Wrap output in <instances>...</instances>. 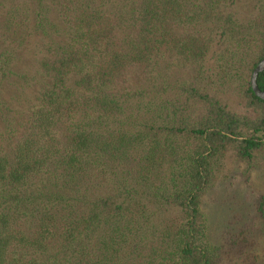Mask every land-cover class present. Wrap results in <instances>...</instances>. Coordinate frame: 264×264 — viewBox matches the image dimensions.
Segmentation results:
<instances>
[{
	"label": "trees",
	"instance_id": "16d2710c",
	"mask_svg": "<svg viewBox=\"0 0 264 264\" xmlns=\"http://www.w3.org/2000/svg\"><path fill=\"white\" fill-rule=\"evenodd\" d=\"M242 1L51 0L66 38L44 45L25 130L0 143V264H224L206 196L229 164L249 177L264 159V100L251 87L264 0L244 14ZM48 22L5 10L1 80L36 32L50 37ZM173 71L184 75L173 95L131 124L124 89ZM233 87L241 110L225 97Z\"/></svg>",
	"mask_w": 264,
	"mask_h": 264
},
{
	"label": "rangeland",
	"instance_id": "374dc122",
	"mask_svg": "<svg viewBox=\"0 0 264 264\" xmlns=\"http://www.w3.org/2000/svg\"><path fill=\"white\" fill-rule=\"evenodd\" d=\"M253 2L244 0L238 3L240 12L244 14L251 10ZM11 6L28 13L33 26L40 16L46 17L50 37L36 32L23 49L15 52V63L8 77L0 79V143L4 146L23 134L31 108L36 104L37 93L45 80L38 72V60L45 52L44 45L50 40L63 41L66 38L64 24L51 11V0H0V20ZM183 76L180 71H173L165 76L163 84L156 83L159 84L157 87L154 83L146 85L137 81L126 87L124 92L132 94L134 106L128 114L129 122L139 124L144 119L140 115L148 112V103L151 106L154 99L172 96L175 83ZM141 89L147 90L145 96H135L134 93ZM225 97L237 110L243 108L235 87L226 90ZM245 170L246 166L239 162L229 164L219 174L205 200L209 237L214 245L225 247L224 264H264V219L258 211L260 198L264 195V159L257 162L249 177Z\"/></svg>",
	"mask_w": 264,
	"mask_h": 264
},
{
	"label": "water",
	"instance_id": "95a60500",
	"mask_svg": "<svg viewBox=\"0 0 264 264\" xmlns=\"http://www.w3.org/2000/svg\"><path fill=\"white\" fill-rule=\"evenodd\" d=\"M264 71V59L259 63V65L255 68V70L252 73L251 77V87L255 95L264 100V92L259 88L258 86V77L259 74Z\"/></svg>",
	"mask_w": 264,
	"mask_h": 264
}]
</instances>
